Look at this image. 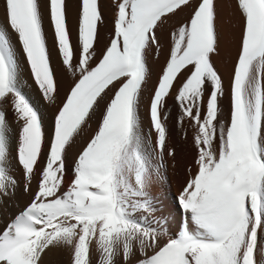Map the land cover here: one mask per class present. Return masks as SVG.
Wrapping results in <instances>:
<instances>
[{
	"label": "snow or ice",
	"instance_id": "6c2138e0",
	"mask_svg": "<svg viewBox=\"0 0 264 264\" xmlns=\"http://www.w3.org/2000/svg\"><path fill=\"white\" fill-rule=\"evenodd\" d=\"M235 5L240 34L226 113L225 81L213 59L221 42L217 0H112L113 31L98 57L101 0H79L76 45L67 0H46L57 56L73 77L46 133L20 63L22 56L42 102L55 106L41 0H0V106L11 105L16 125L13 132L0 107V214H7L0 264H45L54 252L67 253L69 264H264V0ZM185 9L187 18L168 33L145 129L148 56L160 58L158 30ZM98 111L94 134L69 164L70 149ZM170 118L185 136L186 124L193 130L195 148L174 197L183 216L175 234L156 217L152 194L176 156ZM13 160L31 196L23 208L10 203L20 187Z\"/></svg>",
	"mask_w": 264,
	"mask_h": 264
},
{
	"label": "bare ground",
	"instance_id": "6f19581e",
	"mask_svg": "<svg viewBox=\"0 0 264 264\" xmlns=\"http://www.w3.org/2000/svg\"><path fill=\"white\" fill-rule=\"evenodd\" d=\"M46 0H41V9L44 12L43 26L48 42V46L51 52L52 66L54 68L56 79L58 83V93H57V104L55 106L46 105L40 99L38 89L33 83L30 73L24 64L23 58L21 56V77L26 81L25 92L40 105L41 111L45 116V131L46 133L50 131L52 117L55 113L56 107L60 104L67 91L69 90L71 84L73 83V77L67 74L60 60L57 56L56 49L54 47V36L53 31L45 12ZM68 8V26L71 32V37L73 44L77 43V30H78V11H79V0H67ZM101 8L104 14V22L99 27V38L96 44L97 57L101 54L107 43L109 42L110 35L113 31V7L112 0H101ZM217 12H218V29L221 34L220 42V55L214 57V63L216 64L218 70L225 81L226 95L222 100V105L227 113L229 108V98L227 95V89L229 85V74L231 71L232 63L235 59L238 50V39L240 34V17L236 9L235 0H217ZM189 10L185 9L179 12L176 16L172 17L168 24H166L162 29L158 30V35L161 38V43L163 45V50L161 52L160 58L157 59L154 53H150L148 56V63L150 67V79L148 85L145 88L143 101L141 104V118L142 124L145 129H147L149 121L145 112V105L150 97V92L157 80L161 65L163 64L169 47L168 33L170 30L176 26L178 23L184 21L188 16ZM4 21V16L2 9H0V23ZM170 108L173 106V101L170 98L168 101ZM2 110L5 111L7 115V120L10 125H12L13 132L16 130V125L13 124V111L10 104H3ZM99 111L95 116L88 121V125L85 126L82 134L77 138V142L73 145L72 149L69 151L68 163L71 164L72 159L79 148L86 142V140L94 134L97 128V121L99 118ZM175 116V110L173 109V117ZM169 124V147L174 148L176 152L175 160L167 159L166 168L163 170L165 179L160 183H157L152 188V194L156 201V217L161 220L164 227L168 229L171 234H175L179 229L178 225L182 223L183 216L182 212L177 209L174 197L179 194L182 190L184 183L187 179V169L193 164L195 157V148L193 146V130L185 125L187 130V135L175 124L174 119L170 118ZM43 161H41V166ZM11 174L19 181L20 187L17 189L16 196L11 204H19L20 208H23L28 202H30L31 196L26 195L22 191L23 187V173L21 168L13 160L11 162ZM70 179L69 177L66 178ZM66 186V185H65ZM36 187V179L33 180V191ZM11 212H15L18 209L11 207L9 209ZM7 218V214H0V226L2 222ZM45 264H69L68 254L65 252H54L50 253L45 257Z\"/></svg>",
	"mask_w": 264,
	"mask_h": 264
}]
</instances>
